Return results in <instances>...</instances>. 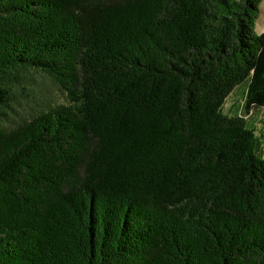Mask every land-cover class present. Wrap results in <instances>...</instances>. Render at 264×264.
I'll use <instances>...</instances> for the list:
<instances>
[{"label": "trees", "instance_id": "trees-1", "mask_svg": "<svg viewBox=\"0 0 264 264\" xmlns=\"http://www.w3.org/2000/svg\"><path fill=\"white\" fill-rule=\"evenodd\" d=\"M262 1L0 0V264H264Z\"/></svg>", "mask_w": 264, "mask_h": 264}, {"label": "rangeland", "instance_id": "rangeland-1", "mask_svg": "<svg viewBox=\"0 0 264 264\" xmlns=\"http://www.w3.org/2000/svg\"><path fill=\"white\" fill-rule=\"evenodd\" d=\"M259 9L258 18L255 23V32L257 34L264 32V0L259 5ZM30 78H32L31 83L27 86V90H25V96L29 103L22 105L20 113L26 114L28 111H30L29 105H33V101L58 102L62 99L60 91L50 79L39 74L30 76ZM240 97L241 95L239 94L238 89L234 90L231 95L226 98L222 107L223 111L226 113H231L233 104H237V101ZM246 119L249 123L254 122V119L256 120V123L254 122V126L256 127L257 134L264 132V107L259 110H254L250 117L246 116ZM262 150H264V145L262 146Z\"/></svg>", "mask_w": 264, "mask_h": 264}]
</instances>
